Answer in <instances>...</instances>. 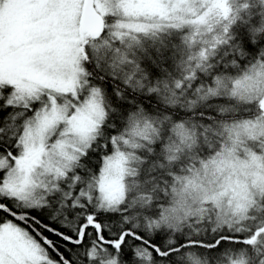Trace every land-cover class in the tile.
Segmentation results:
<instances>
[{"label": "snow or ice", "instance_id": "1", "mask_svg": "<svg viewBox=\"0 0 264 264\" xmlns=\"http://www.w3.org/2000/svg\"><path fill=\"white\" fill-rule=\"evenodd\" d=\"M0 264H264V0H0Z\"/></svg>", "mask_w": 264, "mask_h": 264}]
</instances>
